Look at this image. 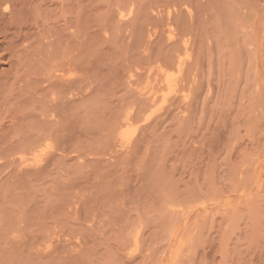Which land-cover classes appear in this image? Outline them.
Returning a JSON list of instances; mask_svg holds the SVG:
<instances>
[{"label":"rangeland","instance_id":"374dc122","mask_svg":"<svg viewBox=\"0 0 264 264\" xmlns=\"http://www.w3.org/2000/svg\"><path fill=\"white\" fill-rule=\"evenodd\" d=\"M0 264H264V0H0Z\"/></svg>","mask_w":264,"mask_h":264},{"label":"bare ground","instance_id":"6f19581e","mask_svg":"<svg viewBox=\"0 0 264 264\" xmlns=\"http://www.w3.org/2000/svg\"><path fill=\"white\" fill-rule=\"evenodd\" d=\"M148 84V83H147ZM146 87V86H145ZM153 88V87H152ZM146 89V88H145ZM148 89V88H147ZM146 92V91H145ZM124 125H125V123H124Z\"/></svg>","mask_w":264,"mask_h":264}]
</instances>
